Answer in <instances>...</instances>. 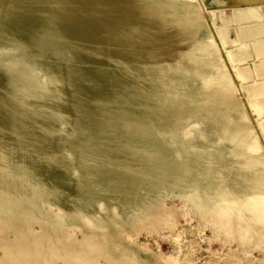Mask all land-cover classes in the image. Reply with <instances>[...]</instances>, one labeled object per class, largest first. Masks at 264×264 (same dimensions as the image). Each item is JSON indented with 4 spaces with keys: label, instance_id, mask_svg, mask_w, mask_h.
Wrapping results in <instances>:
<instances>
[{
    "label": "rangeland",
    "instance_id": "1",
    "mask_svg": "<svg viewBox=\"0 0 264 264\" xmlns=\"http://www.w3.org/2000/svg\"><path fill=\"white\" fill-rule=\"evenodd\" d=\"M256 5L0 0V264H264Z\"/></svg>",
    "mask_w": 264,
    "mask_h": 264
},
{
    "label": "crops",
    "instance_id": "2",
    "mask_svg": "<svg viewBox=\"0 0 264 264\" xmlns=\"http://www.w3.org/2000/svg\"><path fill=\"white\" fill-rule=\"evenodd\" d=\"M260 7L263 8L264 5L252 6V8L241 11L249 15L255 13L258 17H251V20L245 19L248 24L239 26L236 37L231 40L234 41L233 43L237 42L236 49L233 52L238 53L240 58L233 61L236 63L242 61L240 63L242 66L237 67L236 70L239 75L241 74L242 77L246 78L245 81L249 84L251 105H253V108L256 106L259 110L257 119L262 131V133L260 132L261 137L264 140V27L252 23L254 20L259 22L264 16L260 12ZM243 51H246V53H243Z\"/></svg>",
    "mask_w": 264,
    "mask_h": 264
},
{
    "label": "bare ground",
    "instance_id": "3",
    "mask_svg": "<svg viewBox=\"0 0 264 264\" xmlns=\"http://www.w3.org/2000/svg\"><path fill=\"white\" fill-rule=\"evenodd\" d=\"M228 1H231V0H228ZM96 9H98L97 7H96ZM243 53H246V51H243ZM239 54L237 53H234V56H236V57H238V59L240 58L239 56H238ZM124 58V57H123ZM124 59H126V58H124ZM129 61H131L132 62V60H129ZM128 61V62H129ZM134 63H135V61H134ZM133 64V63H132ZM218 78H220V79H222L223 81H227V79H226V77H225V74H222L221 73V75H218L217 76ZM195 134V133H194ZM177 136V135H176ZM179 136V135H178ZM235 137L237 136V137H239V136H242V132H239V133H237V134H235L234 135ZM180 140V139H179ZM255 139H253V138H249L247 141H242V145H244V146H248L249 148H251V149H254L255 148V146H257V144H256V140L254 141ZM241 144V143H240ZM241 146V145H240ZM229 148V147H228ZM231 148V147H230ZM233 148V147H232ZM248 161H251L250 159H247ZM252 164V163H251ZM253 165V164H252ZM189 190V189H188ZM261 194L259 193V196H260ZM239 196L236 194V193H234L233 195H232V192H229L228 190H226V192L223 194V195H221V199L222 200H224L221 204H220V206L222 207V208H224L223 210L226 212L227 210H229V209H231V206L233 207V205H235V204H233V202L234 201H236V200H238L239 198H238ZM243 201V200H242ZM240 202V201H239ZM244 202V201H243ZM246 203L248 202V201H245ZM246 203H244V205L246 204ZM249 204H250V202H249ZM256 204V203H255ZM260 205V204H259ZM237 206V205H236ZM255 206V205H254ZM253 206V207H254ZM261 206V205H260ZM256 207L255 206V209H263L264 210V205H262V207ZM202 207H203V205H202ZM204 209V211H207V210H210L211 212H216L217 213V208H214V210L213 209H211V208H209V207H207V206H205V207H203ZM240 211V210H239ZM241 212V211H240ZM237 215V217L239 218V214H236ZM241 217H243V216H241ZM254 218L256 217V214L253 216ZM7 222L2 218V217H0V227L2 226V225H5ZM239 224H242L243 226H245V227H247V228H251V226L248 224V222H240ZM33 232H25V230L22 232V237H21V241L22 242H24V244H26L27 245V243H30L29 242V239H30V237H31V234H32ZM8 235H10L11 237H7V241L9 242L8 243V245H10L11 243L10 242H12V239H13V234L12 233H9ZM29 245V244H28Z\"/></svg>",
    "mask_w": 264,
    "mask_h": 264
}]
</instances>
